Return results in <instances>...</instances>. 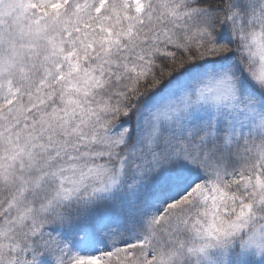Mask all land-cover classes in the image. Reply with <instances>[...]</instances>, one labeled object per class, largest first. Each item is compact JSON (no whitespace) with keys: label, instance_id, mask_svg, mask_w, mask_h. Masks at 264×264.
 I'll list each match as a JSON object with an SVG mask.
<instances>
[{"label":"snow or ice","instance_id":"snow-or-ice-1","mask_svg":"<svg viewBox=\"0 0 264 264\" xmlns=\"http://www.w3.org/2000/svg\"><path fill=\"white\" fill-rule=\"evenodd\" d=\"M0 264H264V0H0Z\"/></svg>","mask_w":264,"mask_h":264}]
</instances>
